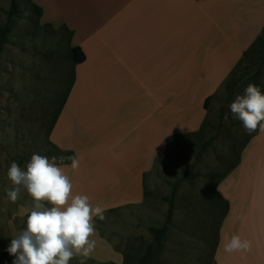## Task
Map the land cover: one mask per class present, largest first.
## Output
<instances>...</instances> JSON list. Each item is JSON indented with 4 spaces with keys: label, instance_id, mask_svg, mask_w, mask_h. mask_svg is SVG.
<instances>
[{
    "label": "crops",
    "instance_id": "1",
    "mask_svg": "<svg viewBox=\"0 0 264 264\" xmlns=\"http://www.w3.org/2000/svg\"><path fill=\"white\" fill-rule=\"evenodd\" d=\"M32 1L42 10L41 22L54 30L65 26L70 48L84 55L72 66L73 83L48 138L79 159L76 170L71 162L57 163L73 193L87 195L104 213L142 202L144 177L168 141L202 127L205 100L218 94L264 31V0ZM215 191L227 210L214 255L226 256V264H264L259 128ZM233 234L251 241V249L226 253L223 245ZM92 239L89 257L123 261L97 228Z\"/></svg>",
    "mask_w": 264,
    "mask_h": 264
},
{
    "label": "rangeland",
    "instance_id": "2",
    "mask_svg": "<svg viewBox=\"0 0 264 264\" xmlns=\"http://www.w3.org/2000/svg\"><path fill=\"white\" fill-rule=\"evenodd\" d=\"M16 1L19 14L12 20L8 44L0 55V264H12L15 259L7 248L26 229L29 213L25 209L32 205L26 190L15 203L8 199L7 190L12 187L8 168L15 161L26 170L34 153L49 159L60 157L48 135L69 88L73 66L67 32L38 20L29 12L30 0ZM8 7L9 0H0V24ZM234 79L238 84L230 97L228 87ZM249 83L264 93V59L256 61L255 53L247 54L207 102L202 127L168 141L165 154L144 177L142 202L106 212L104 220L94 219L95 228L125 258L118 264H138L147 249L142 264L228 263L226 256L214 255L227 210L215 187L236 164L244 143L254 133L246 132L230 110V104L244 94ZM174 184L171 223L155 244L149 229L163 225L168 209L165 198ZM81 261L115 264L99 263L91 257L73 258L69 264Z\"/></svg>",
    "mask_w": 264,
    "mask_h": 264
},
{
    "label": "clouds",
    "instance_id": "3",
    "mask_svg": "<svg viewBox=\"0 0 264 264\" xmlns=\"http://www.w3.org/2000/svg\"><path fill=\"white\" fill-rule=\"evenodd\" d=\"M232 114L242 122L246 132L258 128L264 132V93L259 86L249 83L243 95H237L230 104ZM71 168H79L76 156L52 157L33 154L26 170L12 162L7 178L12 187L8 199L15 203L22 191L32 198L26 208L27 227L13 238L7 252L14 256L12 264H69L76 255L89 257L96 241L94 217L104 220L105 209L93 206L87 195L74 194L71 178L61 167L65 160ZM60 161V165L57 164ZM46 203L51 207H46ZM251 241L233 234L223 245L226 253L247 252ZM83 264V261H81Z\"/></svg>",
    "mask_w": 264,
    "mask_h": 264
},
{
    "label": "trees",
    "instance_id": "4",
    "mask_svg": "<svg viewBox=\"0 0 264 264\" xmlns=\"http://www.w3.org/2000/svg\"><path fill=\"white\" fill-rule=\"evenodd\" d=\"M29 12L32 13L33 15H35L38 20L41 19L42 10L39 7H37L33 3L32 0L29 1ZM18 14H19V9H18V5H17V1L16 0H9V7H8V10L5 13V21H4L3 24H0V55H1L2 51H3V48L8 44L10 32L12 30V20H13V18L17 17ZM60 29L65 30L67 32L68 40L70 41L72 33L68 29H66L65 26L60 27ZM248 53H255V60L256 61L260 62L262 59H264V31H262L261 35L251 45V47L248 49V51L245 52L244 57L242 58V61L244 60V58L247 56ZM69 57H70L72 65H76V64H79V63L84 61V55H83V53L81 52V50L79 48H69ZM72 83H73V79H71L69 88H68V90H67V92H66V94L64 96V99H63V101H62V103H61L56 115L54 116V118L52 120L49 132L51 130V127L53 126V124L55 123V121L57 119V116H58V114H59V112L61 110L62 105L64 104L65 98H66V96H67V94H68V92H69V90H70V88L72 86ZM237 84H238L237 79H234L233 82L230 83V86L228 87V92H229V96L230 97L232 95L233 88H235L237 86ZM211 98L212 97H208L205 100V102H204V109L205 110H206L207 102ZM55 151L58 154H62V156H64V157L73 156V154H71V153L61 152V151H59L56 148H55ZM66 161L68 163L71 162L70 160H66ZM224 176H222L220 178V180L222 178H224ZM175 191H176V185L174 184L172 186V191H171L170 195L165 198L166 202L168 203V209H167V212H166L165 221H164L163 225L160 228H150L149 229V233L152 236V239H153L155 244H159L160 243L162 238L165 236L167 228L170 226L172 212H173V202H174ZM222 202H224V201L222 200ZM225 205H226V203H225ZM148 252L149 251L147 249V251L145 252L144 256L141 258V260L138 262V264H142L143 263V261L148 256ZM124 261H125V258L123 257V263H124Z\"/></svg>",
    "mask_w": 264,
    "mask_h": 264
},
{
    "label": "bare ground",
    "instance_id": "5",
    "mask_svg": "<svg viewBox=\"0 0 264 264\" xmlns=\"http://www.w3.org/2000/svg\"><path fill=\"white\" fill-rule=\"evenodd\" d=\"M247 258H249V257H247ZM251 261V260H250ZM248 262H249V260H248Z\"/></svg>",
    "mask_w": 264,
    "mask_h": 264
}]
</instances>
